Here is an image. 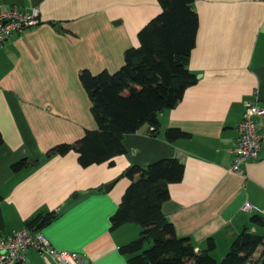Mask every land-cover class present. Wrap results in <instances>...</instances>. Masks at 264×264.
I'll return each mask as SVG.
<instances>
[{
	"label": "crops",
	"instance_id": "1",
	"mask_svg": "<svg viewBox=\"0 0 264 264\" xmlns=\"http://www.w3.org/2000/svg\"><path fill=\"white\" fill-rule=\"evenodd\" d=\"M2 6H37L40 23L14 33L0 47V232L26 227L38 214L58 211L39 231L57 250L77 252L87 264H128L121 247L137 239L141 226L111 229L130 179L131 165L175 157L185 165L169 185L165 216L196 250L212 238V255L225 256L244 230L264 235V149L258 159L231 170L238 126L247 104L264 102V0H195L199 15L189 69L198 82L182 100L159 114V129L143 125L126 134L127 151L114 164L84 167L79 154L47 157L61 143H75L98 128L79 73L117 71L139 31L161 12L159 0H0ZM154 128V127H153ZM168 128L187 136L168 141ZM264 144V117L261 119ZM26 158L29 165L13 171ZM116 180L110 191L105 185ZM246 203L250 204L244 209ZM263 246L255 253L259 258ZM20 264H58L36 249Z\"/></svg>",
	"mask_w": 264,
	"mask_h": 264
},
{
	"label": "trees",
	"instance_id": "2",
	"mask_svg": "<svg viewBox=\"0 0 264 264\" xmlns=\"http://www.w3.org/2000/svg\"><path fill=\"white\" fill-rule=\"evenodd\" d=\"M159 4L161 12L139 31L140 45L126 50L125 63L117 71L103 70L97 74L88 69L80 71V81L92 102L91 111L98 128L88 130L73 144L54 146L47 157L75 150L84 167L104 162L113 165L114 157L127 151L126 134L137 132L145 124L153 126V133L156 132L159 114L174 108L186 89L198 82L197 74L189 69L199 27L195 0H159ZM186 136L179 128H168L165 132L171 142ZM3 143L0 131V147ZM28 165V159L22 158L12 163L11 168L18 172ZM184 173L185 165L175 157H168L145 167L131 165L121 175L131 182L111 217V229L125 223H136L142 228L137 239L120 249L129 256L128 264H264L263 234L244 230L221 261L212 255L216 248L212 238L205 249L196 250L189 237L177 235L162 206L170 198L169 185L180 182ZM58 214V211L38 214L26 227L39 230ZM251 221L264 226L261 215H253ZM260 246H263L261 255L255 258Z\"/></svg>",
	"mask_w": 264,
	"mask_h": 264
},
{
	"label": "built area",
	"instance_id": "3",
	"mask_svg": "<svg viewBox=\"0 0 264 264\" xmlns=\"http://www.w3.org/2000/svg\"><path fill=\"white\" fill-rule=\"evenodd\" d=\"M39 23L40 10L37 6L26 8L0 5V47L14 33H21ZM263 117L264 102L256 97L247 104L244 117L239 123L231 170L243 173V164L260 157L264 149L261 132ZM249 207L250 204L246 203L244 209ZM31 248L53 258L58 264H87L80 253L57 250L39 230L21 227L5 235L0 232V264H20L27 261L26 253Z\"/></svg>",
	"mask_w": 264,
	"mask_h": 264
},
{
	"label": "water",
	"instance_id": "4",
	"mask_svg": "<svg viewBox=\"0 0 264 264\" xmlns=\"http://www.w3.org/2000/svg\"><path fill=\"white\" fill-rule=\"evenodd\" d=\"M115 182H116V180H114V181H112V182H110V183H107V184L105 185V190H106V191H110V190L112 189V187L114 186Z\"/></svg>",
	"mask_w": 264,
	"mask_h": 264
},
{
	"label": "rangeland",
	"instance_id": "5",
	"mask_svg": "<svg viewBox=\"0 0 264 264\" xmlns=\"http://www.w3.org/2000/svg\"><path fill=\"white\" fill-rule=\"evenodd\" d=\"M127 178H128V177H127ZM149 246H150V245L147 243V244H146V247H149ZM221 260H222V259H221Z\"/></svg>",
	"mask_w": 264,
	"mask_h": 264
}]
</instances>
